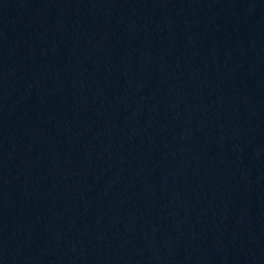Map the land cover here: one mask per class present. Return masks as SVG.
Instances as JSON below:
<instances>
[{
    "label": "water",
    "instance_id": "obj_1",
    "mask_svg": "<svg viewBox=\"0 0 264 264\" xmlns=\"http://www.w3.org/2000/svg\"><path fill=\"white\" fill-rule=\"evenodd\" d=\"M0 264H264V0H0Z\"/></svg>",
    "mask_w": 264,
    "mask_h": 264
}]
</instances>
